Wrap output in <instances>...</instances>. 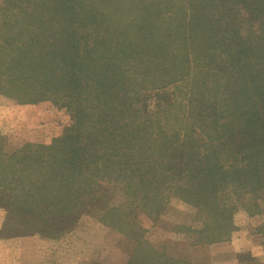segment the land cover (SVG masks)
I'll return each mask as SVG.
<instances>
[{"label":"trees","instance_id":"16d2710c","mask_svg":"<svg viewBox=\"0 0 264 264\" xmlns=\"http://www.w3.org/2000/svg\"><path fill=\"white\" fill-rule=\"evenodd\" d=\"M2 1L0 95L72 118L49 145L0 153L9 212L59 233L106 182L149 216L180 199L195 244L228 239L238 206L264 228V0H132L130 17L124 0ZM156 86L173 97L141 114Z\"/></svg>","mask_w":264,"mask_h":264},{"label":"rangeland","instance_id":"374dc122","mask_svg":"<svg viewBox=\"0 0 264 264\" xmlns=\"http://www.w3.org/2000/svg\"><path fill=\"white\" fill-rule=\"evenodd\" d=\"M124 3L125 16L130 17L132 0ZM4 6L0 0V21L8 14ZM156 87L141 94V114L152 113L173 97L172 86ZM172 106L168 109L171 116L180 105ZM71 124L70 112L59 104L49 100L19 103L0 95V153L12 154L28 143L49 145ZM80 202L75 225L56 233L47 231L48 226L41 222L30 223L32 218L9 212L0 201V264H130V260L153 254L158 264H182L183 260L191 264H264L263 218L247 216L240 206L233 211L228 239L195 244L194 235L183 227L197 229L200 224L193 220V210L175 197L160 213L149 216L141 206L130 208L120 184L100 182ZM120 208L122 212L116 214L127 217L123 219L126 228L112 222L113 209Z\"/></svg>","mask_w":264,"mask_h":264}]
</instances>
